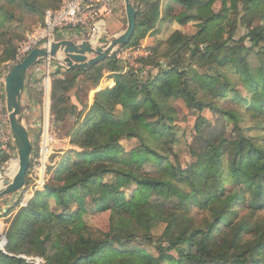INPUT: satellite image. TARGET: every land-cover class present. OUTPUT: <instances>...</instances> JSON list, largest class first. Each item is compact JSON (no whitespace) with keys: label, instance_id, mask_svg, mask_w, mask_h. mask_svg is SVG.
Here are the masks:
<instances>
[{"label":"trees","instance_id":"trees-1","mask_svg":"<svg viewBox=\"0 0 264 264\" xmlns=\"http://www.w3.org/2000/svg\"><path fill=\"white\" fill-rule=\"evenodd\" d=\"M133 1L137 28L122 48L152 37L150 54L141 58L140 68L127 72L114 55L89 70H65L64 78L54 74L51 129L74 114L67 135L78 150L37 190L28 203L30 211L28 206L20 210L8 235V253L0 250V264H33L22 256H40L46 264H249L250 257L264 264V222L240 218L236 211L247 201L256 211L264 209V144L241 126L247 119L264 124V0H228L225 13L215 12L210 0ZM2 7L0 29L6 22ZM239 8L251 17L244 18L249 28L238 38L228 14ZM259 15L263 23L251 27ZM170 22L184 30L156 39ZM106 72L115 85L97 92L90 104L89 92L99 87ZM84 75L90 90L77 95L80 109L68 93ZM174 101H183L196 118L190 133L202 135L203 144L191 147L181 138L188 131L168 114ZM210 111L222 115L225 130L215 129L206 115ZM229 125L236 129L234 137L227 132ZM221 137L228 141L220 150ZM133 139L138 145L125 150L122 142ZM181 144L189 155L184 162L157 149L169 152L167 147ZM0 158L6 161L8 154ZM147 163L157 166L156 176L143 171ZM108 175H115L114 182L105 181ZM133 183L153 186L158 197L144 195L141 188L128 196L124 189ZM96 185L101 193L92 200L98 212H111L110 232L62 230L61 222L76 218L66 214L70 205L85 200L78 191L89 193ZM168 192L180 196L174 202ZM52 200L66 211L55 215ZM160 224L165 225L164 236L173 240H159L157 254L130 248L133 242H151Z\"/></svg>","mask_w":264,"mask_h":264},{"label":"rangeland","instance_id":"rangeland-1","mask_svg":"<svg viewBox=\"0 0 264 264\" xmlns=\"http://www.w3.org/2000/svg\"><path fill=\"white\" fill-rule=\"evenodd\" d=\"M27 0H0V7L3 6L2 13L6 17V22H4V25L0 29V70L1 71H6L9 68V64L11 63V60L4 61V58L10 55V53L17 52L20 44L24 42L27 38L28 35L31 33L35 32L37 29L40 27H43L46 22V16L48 11L56 9L61 6L63 0H29L30 4L34 3L33 8L27 7ZM210 5L212 9L215 12H227L226 8L228 9L230 7V2L228 0H210ZM5 8V9H4ZM119 10H117L118 14ZM117 14L114 15L116 19H118ZM247 13H245L242 8H239V10H230L229 11V20L233 25H236V36L239 38L243 36L247 30H248V23L243 24L244 18L248 20L251 16H245ZM112 19V17H107L105 20L108 22V31H112V22L113 20L115 21L116 19ZM252 26L255 27L261 23H263L262 17L256 16L252 19ZM114 23V22H113ZM176 25H170L166 24L162 26L161 33L158 34L157 38L159 40H166L168 39L171 34L175 31ZM126 27H127V22H126ZM126 29V28H125ZM62 36H59V38ZM112 40V37L109 38V35L105 36V39L103 41V46L106 47ZM93 42L95 43V39H93ZM144 44V41L142 42ZM137 45V46H142ZM137 46H131L129 48H119L117 49L119 52L127 53L124 57L126 58L124 61V65L126 63H135V64H140L141 61V55H142V50H144L142 47L140 49L137 48ZM148 47V45H146ZM134 47L136 49H134ZM194 46L191 45V48ZM133 50V51H131ZM117 51V52H118ZM136 51L137 55H134L132 52ZM150 52V51H149ZM114 56V55H113ZM187 56L184 55L183 59L184 61ZM167 63V61H165ZM258 63V61L255 62V64ZM122 66V65H121ZM124 67V66H123ZM152 68H155V65L151 66ZM257 73L261 75V67L258 66L257 68ZM34 70V67L31 68L30 73ZM129 70H131L129 68ZM58 72H63L60 68L58 69ZM109 74V72H106ZM104 74L103 79L101 80L99 87L97 89H89L87 85L90 84L88 82V77L81 76L75 87L69 91V96L71 97H77L79 96H84V93L90 90L89 92V99H91V102L93 103L94 96L97 92L101 91L104 88L107 87H113L115 85V82L113 78L107 74ZM90 86V85H89ZM34 96L41 101V96L38 91L33 92ZM85 99V98H83ZM72 101V100H71ZM172 107L169 109L168 114L170 116H174L176 118V122L178 125H181L182 128L186 129L188 131V134L186 137H181L185 138L188 141V144L191 147H197L200 144L204 143V138L200 134H192L190 131L193 129L195 125V117L191 116L190 113H188V108L186 107L185 103L183 101H174L172 102ZM41 104H37V109L35 110L37 117L41 118ZM25 113V111H24ZM26 114V113H25ZM206 115L210 118L213 126L215 127L216 130H225L226 129V124L222 118V115L219 113H214V112H206ZM69 116V117H68ZM66 117L65 121L61 123L60 125H57L51 129V135L54 138V143H51V137L50 135H46V138L49 141V147L52 149L53 148V153L50 157V162L48 164V172L50 174L49 180L47 183L52 179L55 178V175L57 173V166L59 163L64 160L68 155H70L73 159L75 158V154L73 150H78L77 147L73 146L70 143V139L68 138V132L70 128L73 126V123L76 121V116L74 114H68ZM75 116V117H74ZM264 118V117H263ZM242 128L244 129V133L248 136L255 137L256 140L259 142H263L264 144V124L263 123H258L255 120H245L241 123ZM227 132L230 136L234 137L237 132L236 129L233 125H229L227 127ZM182 133V132H180ZM184 139V140H185ZM228 141L226 137H221L220 140L218 141L219 144V149L221 150L224 144ZM123 148L125 150L130 151L133 147L138 145V140L133 139V140H124L122 142ZM184 144H181L180 146H174L173 148H169V152H166L165 148L162 146H159L157 149L162 153L168 154L171 158L174 160L180 159V161L184 162L185 160L189 159V155L187 152H185L184 149ZM180 152L183 154H180ZM181 156L182 158H180ZM6 161H4L2 158H0V165H3ZM18 161H13L12 165L9 167V165H4V168L1 167L0 169V184L3 183L2 187L5 186V182L7 180H12L14 177V174L16 173ZM10 169L12 171H10ZM10 171V172H8ZM143 171L147 173L148 175H157V166H155L152 163H147L145 164V167L143 168ZM53 180V179H52ZM115 180V175H108L105 177V181L107 182H114ZM45 184V186L47 185ZM44 187L40 188L39 190H43ZM26 188V187H25ZM141 188L142 192L144 195L151 197V198H156L158 197L159 194H157V190L151 185L148 184H143V185H138L134 184L129 185L125 187L124 191L128 196L133 195V193L138 189ZM27 192L20 191L14 195H10L4 198L0 199V204H4V208L0 207V212L2 213V216L0 217V233L2 229H6V237H4V244L3 248H1L0 244V250L7 251L6 246L8 244V235L12 231L13 223L17 220L18 214L20 210L28 206V201L33 199L36 196L35 190H29L26 189ZM28 191L30 192L29 194ZM79 194L82 193L84 196H86L84 199V202H74L70 205V209L67 210L66 214H69L70 212L76 214L75 219H70L67 222H61L60 227L62 230L65 232H68L70 234L78 233L80 231H83L84 229L89 230L90 232H93L96 235H102L101 232L108 233L111 230V221H112V214L110 211L106 212H98L95 204L93 203L92 198L94 196H97L101 193V188L100 186H93L90 192H86L85 190H80L78 191ZM27 194V196H26ZM165 195H169L171 197V200L174 202L177 200L175 193L168 192ZM184 195L188 197L187 191H184ZM26 196V198H25ZM32 199V200H33ZM26 202V204H25ZM28 210L30 211V204L28 206ZM51 210L55 215H61L66 211V208L62 205L57 204L55 201H51ZM257 209L250 207L249 202H244L236 208V211L239 214L240 218H253L254 222L263 221L264 222V209H260L259 211H256ZM261 221V222H262ZM4 231V233H5ZM101 231V232H99ZM165 232V225L160 224L158 225L153 231H152V241L151 242H133L130 245V248H132L134 251H142V252H147L151 254H157V250L155 248V245L159 244L161 240L163 243L168 244L171 240H173L171 237L167 238L164 236ZM138 234L142 235V232L138 231ZM114 242L117 244L118 241L116 238H112ZM7 242L6 246L5 243ZM249 264H257L256 259L254 257L249 258Z\"/></svg>","mask_w":264,"mask_h":264},{"label":"built area","instance_id":"built-area-1","mask_svg":"<svg viewBox=\"0 0 264 264\" xmlns=\"http://www.w3.org/2000/svg\"><path fill=\"white\" fill-rule=\"evenodd\" d=\"M116 9L114 0H63L60 7L50 10L46 16V22L43 27H40L35 32L27 36L26 40L22 42L16 52L15 58L9 64V68L23 61L28 54L39 47L50 48L53 42L60 39H70L74 32H79L80 35L87 40L93 42V38L97 37L96 44L103 46L104 34L107 32V24L105 18L113 14ZM59 36H62L59 38ZM143 46H137L138 49ZM134 49H136L134 47ZM118 51V50H117ZM115 52L114 55L122 63L124 72L130 69H138L141 64L126 63L123 52ZM133 51V50H131ZM141 57H146L150 52L142 50ZM137 55L136 51L132 52ZM53 61L49 59H42L35 66L34 70L28 77V82L32 84L33 89H36L42 94L41 101L31 94L28 86L23 94V116L26 125L29 129L31 139L34 146L33 158L27 176L26 189L39 190L44 187L49 180L50 174L48 172V164L53 153V148L49 147V141L46 135H50L51 143H54V138L51 135V91L54 74L56 68ZM8 68V69H9ZM8 70H0V156L8 154V159L3 165H12L13 161H18V151L14 142L11 131L9 113L7 109L5 91L3 82ZM64 72V71H63ZM63 72H58L59 78H64ZM41 104V118L37 117L35 110L37 104ZM25 111V113H24ZM28 263L46 264L44 258L40 256H22Z\"/></svg>","mask_w":264,"mask_h":264},{"label":"water","instance_id":"water-1","mask_svg":"<svg viewBox=\"0 0 264 264\" xmlns=\"http://www.w3.org/2000/svg\"><path fill=\"white\" fill-rule=\"evenodd\" d=\"M127 15V28L106 46H98L91 40L60 39L50 48L39 47L26 58L12 65L5 76L3 87L12 135L18 151V170L12 180L0 187V199L20 191L27 192V176L31 166L34 146L23 116V94L27 87L29 72L42 59H49L67 70H89L111 58L117 49L128 46L137 28V9L133 0H122ZM51 102H49V108Z\"/></svg>","mask_w":264,"mask_h":264},{"label":"crops","instance_id":"crops-1","mask_svg":"<svg viewBox=\"0 0 264 264\" xmlns=\"http://www.w3.org/2000/svg\"><path fill=\"white\" fill-rule=\"evenodd\" d=\"M115 1V3H116V9H115V11L113 12V14H111V15H109L108 17H112V19H114L115 17H114V15L115 14H117V10H119V12H118V14H117V16H118V19H116L115 21L113 20V22H112V24H111V28H112V31L111 32H109L108 31V22H107V20H105L106 21V24H107V32L104 34V39H105V36H107V35H109V38L110 37H112V39L114 38V37H116V36H119L122 32H124L126 29L125 28H127L126 27V22H127V15H126V10H125V6H124V3L122 2V0H114ZM107 18V17H106ZM167 24H170V25H176V26H174L175 28V30H184V28L181 26V25H179L178 23H176V22H173V23H167ZM164 25H166V24H164ZM72 37L70 38L71 40H77V41H82V40H86L85 39V37H83L82 35H80L79 34V32H74V34H72L71 35ZM158 37V36H157ZM156 37V39H158L159 40V38H157ZM152 40V37H147L145 40H144V44H142V46L143 47H145L146 48V50H148L149 51V48L146 46V45H149V43H150V41ZM162 40V39H161ZM55 70H56V72H58V69L60 68L62 71H64L65 72V70H67V69H65L64 67H62V66H60V65H55ZM107 74V73H106ZM109 74H107V76H108ZM27 86H28V88H29V91L31 92V90L35 93V92H37V90L36 89H33V87H32V84L29 82L28 84H27ZM31 87V88H30ZM88 98H89V95H88ZM71 100H72V103L74 104V105H76V106H78L80 109L82 108L81 106V104H80V102L78 101V99L76 98V97H72L71 96ZM90 100V104H92V102H91V99H89ZM69 117V116H68ZM75 117V116H74ZM73 125H74V123H73ZM10 171H12L11 169H10ZM10 171H8V172H10ZM0 207H3L4 208V204L2 203V204H0ZM1 209V208H0ZM2 216V213L0 212V217Z\"/></svg>","mask_w":264,"mask_h":264},{"label":"bare ground","instance_id":"bare-ground-1","mask_svg":"<svg viewBox=\"0 0 264 264\" xmlns=\"http://www.w3.org/2000/svg\"><path fill=\"white\" fill-rule=\"evenodd\" d=\"M99 35H97V37H98ZM97 37H94L93 39H95V41L97 40ZM18 166H19V163H18V165H17V169H16V172H17V170H18ZM16 174V173H15ZM14 174V175H15ZM2 185H3V183L2 184H0V187H2ZM30 192L28 191V193L27 194H29ZM27 194H26V196H27ZM34 195V194H33ZM33 195H32V198H33ZM26 196H25V198H26ZM28 203H29V201H28ZM27 203V204H28ZM25 204H26V202H25ZM7 229V228H6ZM6 229H4L1 233H0V244H1V242H2V244H1V248H3L4 246H3V244H4V237H6ZM4 231H5V233H4ZM6 244H7V242L5 243V246H6ZM5 253H8L7 251H4Z\"/></svg>","mask_w":264,"mask_h":264}]
</instances>
